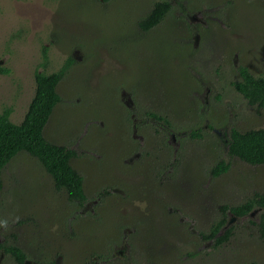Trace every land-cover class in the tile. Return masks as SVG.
<instances>
[{
  "label": "rangeland",
  "instance_id": "obj_1",
  "mask_svg": "<svg viewBox=\"0 0 264 264\" xmlns=\"http://www.w3.org/2000/svg\"><path fill=\"white\" fill-rule=\"evenodd\" d=\"M154 1L0 0V113L10 107L19 123L34 73L66 65L43 133L76 150L88 198L69 202L25 151L11 159L0 243L19 246L23 264H264L257 209L228 213V242L201 236L220 205L264 191V165L233 157L209 173L229 127L264 128V109L231 84L237 65L264 73V0H169L165 19L141 31ZM0 264L17 262L0 250Z\"/></svg>",
  "mask_w": 264,
  "mask_h": 264
},
{
  "label": "trees",
  "instance_id": "obj_2",
  "mask_svg": "<svg viewBox=\"0 0 264 264\" xmlns=\"http://www.w3.org/2000/svg\"><path fill=\"white\" fill-rule=\"evenodd\" d=\"M108 1V0H104ZM171 10L169 0H156L151 9L138 20L141 31H149L157 27ZM67 66L51 72L36 71L34 73V93L19 123H13L9 116L11 108L6 107L0 113V195L3 191L2 172L11 159L20 151L37 158L44 170L50 175L56 191H63L67 200L79 206L85 205L88 198L83 187V176L73 167L71 159L78 156L76 150L65 144H56L48 140L44 127L55 105L61 97L57 86L62 80ZM239 79L232 81L233 89L257 110L264 109V73L254 75L247 66L237 65ZM7 70L0 66V73ZM151 116L166 125H170L166 117L151 112ZM193 135H197L192 133ZM250 165H264V128H251L240 131L234 126L229 127L226 135V158L218 159L210 168L212 177L227 172L231 158ZM254 209L258 210L257 221L252 222L259 239L264 240V191L253 193L242 202L218 208L219 217L202 232L203 239L212 240L213 246L228 242L233 235L234 226H227V215L236 218L247 217ZM0 250L14 258L17 264H23L25 252L17 245L0 243ZM49 264H53L50 262ZM250 264H256L251 262Z\"/></svg>",
  "mask_w": 264,
  "mask_h": 264
},
{
  "label": "clouds",
  "instance_id": "obj_3",
  "mask_svg": "<svg viewBox=\"0 0 264 264\" xmlns=\"http://www.w3.org/2000/svg\"><path fill=\"white\" fill-rule=\"evenodd\" d=\"M0 223H3L6 226V222L5 221H0Z\"/></svg>",
  "mask_w": 264,
  "mask_h": 264
}]
</instances>
